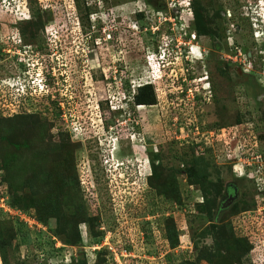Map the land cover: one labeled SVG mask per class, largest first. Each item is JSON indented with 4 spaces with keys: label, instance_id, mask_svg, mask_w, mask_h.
I'll return each mask as SVG.
<instances>
[{
    "label": "rangeland",
    "instance_id": "1",
    "mask_svg": "<svg viewBox=\"0 0 264 264\" xmlns=\"http://www.w3.org/2000/svg\"><path fill=\"white\" fill-rule=\"evenodd\" d=\"M241 145L264 158V0H0V264H253L261 198L220 204Z\"/></svg>",
    "mask_w": 264,
    "mask_h": 264
},
{
    "label": "built area",
    "instance_id": "2",
    "mask_svg": "<svg viewBox=\"0 0 264 264\" xmlns=\"http://www.w3.org/2000/svg\"><path fill=\"white\" fill-rule=\"evenodd\" d=\"M195 37L196 36L194 33L191 34L192 39H195ZM233 49L235 50V52H236L235 54L237 55L238 50H240V49L237 47H233ZM247 149H248V147L241 145V151L243 153H242V161H241L240 166L242 167V169L244 171L246 170L243 173V176H245L247 174L250 176L251 175H259L262 171V165H261L262 156H260L257 152L254 151L253 154L249 153L245 157V151ZM251 161L257 162L258 166L257 167L252 166L253 162L251 163ZM263 190H264V185L259 186V192H263ZM261 203L264 206V197L261 199ZM261 209H263V208H261ZM243 216L244 215H242V219L237 218L234 220L235 224H237V229L244 231L243 234H244L245 238H247V240L249 241V243L251 245L256 244L255 247L252 249V252H251L252 254L254 253L253 254V256H254L253 264H264V248H260L262 241L260 239H258V237L255 235L259 231L258 220L256 218H255L256 221H252L250 218L243 219ZM22 217L25 218V215L20 216L21 219H22Z\"/></svg>",
    "mask_w": 264,
    "mask_h": 264
},
{
    "label": "trees",
    "instance_id": "3",
    "mask_svg": "<svg viewBox=\"0 0 264 264\" xmlns=\"http://www.w3.org/2000/svg\"><path fill=\"white\" fill-rule=\"evenodd\" d=\"M87 11H89L88 9H86ZM244 18V17H243ZM250 18V20L251 21H254L255 23H256V21L254 20V18L253 17H249ZM241 21H245V19H243V20H241ZM251 23V22H250ZM254 23V24H255ZM251 25V24H250ZM44 27H45V25H42L41 26V28H39V26H35L34 28V32H33V27H30V28H32V29H30V31H26V34L25 33H23V32H21L22 34H25L26 36H27V34H28V36H29V34H30V36L33 38V40L34 39H36V41H37V39H38V34L40 33V32H43L44 31ZM37 34V35H35L34 36V34ZM31 38V39H32ZM146 86H143V87H141V89H144ZM241 121L242 120H238V122L236 123V125H234V127L236 128V131H237V126L238 125H240L241 124ZM243 126V125H242ZM242 131H243V133L245 132V130H244V128L242 129ZM236 133V132H235ZM246 137V136H245ZM235 140V138L233 137V141ZM31 142V140L30 139H25L24 138V140L21 142V143H17L18 145H16V149H18V150H31V147H32V142ZM191 147V146H190ZM192 148H194V147H192ZM248 149H250V154H252V153H254V149H252V146L251 147H248ZM44 151H45V149L42 147L41 148V150H40V152L41 153H44ZM154 162L152 161V163H151V165H152V168H153V170H156V167L154 166ZM189 175H190V173H189ZM154 176V173H152L150 176H149V178H151V177H153ZM228 185H233L234 187H236L237 189H238V192H240V185H238V183H237V180H234L233 182H229L228 184H226L225 185V189L228 187ZM219 188H221V186L219 187ZM241 194H242V192H241ZM245 198L243 197V198H241V195H240V198L233 204L234 206H235V208H238V205L239 204H241L242 202H243V204H245V206H246V208H250V209H252V208H254L255 207V201H254V198L252 197V196H254V191L252 192V189L250 190L249 188L247 189L246 187H245ZM10 203V202H9ZM27 208V207H26ZM249 209V210H250ZM24 211V210H23ZM25 212H27V211H25ZM49 217H52L51 215H50V213H48V215L47 216H45V217H42L43 219H48ZM103 231V230H102ZM54 233H56V232H54ZM104 237V232L102 233L101 232V234H98L97 236H96V241L94 242L95 244H97V243H99L100 242V240L102 239ZM246 238L245 239H241V241L244 243V244H246ZM248 241V240H247ZM247 246V245H246ZM250 248V245L248 244V246H247V249H249ZM252 247V246H251ZM56 253L57 254H61V256H60V259H62V255H63V251H62V249L61 248H57V250H56ZM98 255H100V254H102V253H104V254H106L107 253V251L104 249V248H102V249H100V250H97V252H96Z\"/></svg>",
    "mask_w": 264,
    "mask_h": 264
},
{
    "label": "flooded vegetation",
    "instance_id": "4",
    "mask_svg": "<svg viewBox=\"0 0 264 264\" xmlns=\"http://www.w3.org/2000/svg\"><path fill=\"white\" fill-rule=\"evenodd\" d=\"M239 16L242 17V13L239 14ZM44 30L46 31L45 27H44ZM252 149H254V147H252ZM254 151H256V150H254ZM248 154L249 153L246 152L245 153V157ZM261 165H262L261 173L259 175H251L252 178H250V179L253 180L252 190L254 191V196H252V197L254 198L255 204H256V199H255L256 196H258V198H261V199L264 197V190H263V192H259V186L264 185V158H262ZM252 166L257 167L258 166L257 162H253ZM248 177H250V175L247 174L246 178H248ZM234 190L236 191V197H235V199L232 200L231 196H232V193H233ZM226 192H227V194H226L223 202L220 203L222 206L224 205L225 202L227 203V205H233L240 198L238 189L236 187H234L233 185H228L227 191L225 190V193Z\"/></svg>",
    "mask_w": 264,
    "mask_h": 264
},
{
    "label": "water",
    "instance_id": "5",
    "mask_svg": "<svg viewBox=\"0 0 264 264\" xmlns=\"http://www.w3.org/2000/svg\"><path fill=\"white\" fill-rule=\"evenodd\" d=\"M235 197H236V191L234 190L231 196L232 200L235 199Z\"/></svg>",
    "mask_w": 264,
    "mask_h": 264
},
{
    "label": "clouds",
    "instance_id": "6",
    "mask_svg": "<svg viewBox=\"0 0 264 264\" xmlns=\"http://www.w3.org/2000/svg\"><path fill=\"white\" fill-rule=\"evenodd\" d=\"M191 39H192V38H191V36H190V40H191ZM195 39H196V37H195ZM195 39H192V42L195 41ZM48 75H49V73H47V76H48ZM47 76H46V77H47Z\"/></svg>",
    "mask_w": 264,
    "mask_h": 264
}]
</instances>
